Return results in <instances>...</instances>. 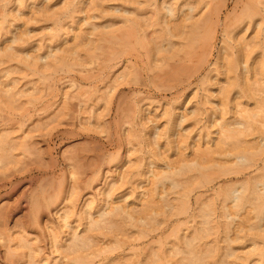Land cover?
Returning a JSON list of instances; mask_svg holds the SVG:
<instances>
[{"label":"rangeland","instance_id":"1","mask_svg":"<svg viewBox=\"0 0 264 264\" xmlns=\"http://www.w3.org/2000/svg\"><path fill=\"white\" fill-rule=\"evenodd\" d=\"M166 5L0 0V264H264V82L238 71L264 51L194 42L173 67ZM197 194L196 232L161 235Z\"/></svg>","mask_w":264,"mask_h":264},{"label":"bare ground","instance_id":"2","mask_svg":"<svg viewBox=\"0 0 264 264\" xmlns=\"http://www.w3.org/2000/svg\"><path fill=\"white\" fill-rule=\"evenodd\" d=\"M173 1L175 2V1H177V2H179L178 3V7L177 8H173V6H172V4H173ZM233 1V4H232V7H230V10H231V12L232 11H234V10H236V7L238 6V2L237 1H240V0H232ZM167 2H168V5H166V11H167V18H166V25H165V28H166V31H165V33H166V39H167V41H165V42H167V47H165V49L166 48H168V50H169V52H170V56H172V54H173V56H172V58L174 59V66L171 64V63H169L170 64V66L172 65L173 67H176V68H178L179 69V67H180V65L181 64H183L182 63V61H184L183 59L186 57L185 55H187V51H188V48H189V50H191V48L193 47L192 46V44L195 42L196 44L198 43V42H201L200 44H206L207 43V45H206V47L212 42V47H210V54L212 53V50H213V47H215L214 45H213V43H214V40H216V39H218V47H216V52H218L217 54L219 55V53H220V51H221V48H224V45L226 46L227 44L228 45H230L231 43V41L233 42V44H235V43H238L239 45L241 44V46H243V45H245V47H246V45L248 44V45H251V46H253L254 47V45H255V47H256V45H258V48H259V44H261L260 46H262L261 47V52H263L264 51V0H262V1H260V5H262V7H263V9H262V7H261V9L263 10L262 12H259L260 14V16L258 17V16H255L256 15V13H255V9L257 8V7H255V11L254 10H252L250 7H249V9H251V10H249V11H242V7H241V14L240 15H238V16H236L233 20H231L230 18H229V11H226V13H225V15H224V17L222 18V16H221V13H222V11L223 10H226L227 8H228V0H224V2H222V4L221 5H216L217 3H215V5H216V7H214V5L212 6V0H197V1H193V2H188V0H167ZM262 2V3H261ZM69 4V3H68ZM214 4V3H213ZM240 4H242V3H240ZM174 5V4H173ZM177 5V4H176ZM250 5V4H249ZM248 6V5H247ZM253 6H254V4H253ZM256 6V5H255ZM68 7H69V5H68ZM214 7V8H213ZM75 8V7H74ZM73 8V9H74ZM243 9H244V7H243ZM258 9V8H257ZM261 9H259V11L261 10ZM66 11V10H65ZM126 12V11H125ZM256 12H258V11H256ZM42 13V12H41ZM44 13V12H43ZM236 15H237V13H236ZM209 17H211L212 18V20L210 21L211 23H213V25L215 24V26H213V25H211V26H208V22H209ZM256 17V18H255ZM258 17V18H257ZM213 21V22H212ZM211 23H209V24H211ZM91 24V23H90ZM93 24V23H92ZM96 26V25H95ZM93 27H94V25H93ZM210 27V28H209ZM94 29V28H93ZM96 29V28H95ZM153 33V32H152ZM217 35H219V37H217ZM124 36V35H123ZM122 36V37H123ZM147 37V36H146ZM254 41V44L251 42V41ZM247 41H248V43H247ZM249 41H250V43H249ZM206 42V43H205ZM256 43V44H255ZM215 44V43H214ZM237 44V45H238ZM86 45H87V42H86ZM89 45V44H88ZM91 45V44H90ZM236 45V44H235ZM204 46V45H203ZM202 46V47H203ZM92 47V46H91ZM200 47H201V45H200ZM231 47H232V45H231ZM244 47V46H243ZM11 48V47H10ZM155 48H156V46H155ZM187 48V49H186ZM207 48H209V47H207ZM229 48V47H228ZM9 49V48H8ZM243 49V48H242ZM241 49V50H242ZM260 49V48H259ZM90 50V49H89ZM187 50V51H186ZM255 50V48H251V54H252V52ZM263 50V51H262ZM7 51V50H6ZM192 51V50H191ZM223 51V50H222ZM260 51H258V53L260 52ZM151 52V51H150ZM167 52V51H166ZM224 52V51H223ZM231 52V51H230ZM243 52V51H242ZM246 52V51H245ZM248 52V55H246L244 58H246V61L245 60H241L242 61V63H240V61H239V64H238V66H239V72L241 73V74H250V73H252V76H255V74L257 75H259L258 77L257 76H255V77H257L256 79L257 80H262L263 82H264V69H263V67H262V69L261 68H258L257 69V65H256V69L254 68V67H252L251 65H250V63L248 64L247 63V61H248V57H249V53ZM1 53V52H0ZM3 53V52H2ZM156 53V52H155ZM172 53V54H171ZM256 54H258L257 52H255ZM264 53V52H263ZM6 54H8V52H6ZM12 55H13V52L11 53ZM10 54V55H11ZM168 54V53H167ZM166 54V55H167ZM190 54V53H189ZM247 54V53H246ZM255 54V55H256ZM253 55V54H252ZM263 55V54H262ZM1 56V55H0ZM231 56V55H230ZM254 56V55H253ZM257 56V55H256ZM255 56V57H256ZM7 57H8V55H7ZM153 57V56H152ZM155 57H156V55H155ZM217 57V56H216ZM172 58H170L171 60H172ZM231 58V57H230ZM251 58V57H250ZM249 58V59H250ZM10 59V58H9ZM216 59L217 58H215L214 59V61L215 62H213L214 64L216 63ZM253 59H254V57H253ZM2 60V59H1ZM36 60V59H35ZM169 60V59H168ZM171 60H169L170 62H171ZM218 60V59H217ZM236 60H239V59H236ZM260 60V59H259ZM211 61V60H210ZM245 61V62H244ZM256 61H257V59H256ZM238 62V61H237ZM212 63V64H213ZM209 64L211 65V62H209ZM208 64V65H209ZM214 64H213V66H214ZM243 64V65H242ZM259 64V63H258ZM229 65V64H228ZM241 65V66H240ZM253 65V64H252ZM169 66V65H168ZM254 66V65H253ZM228 67V66H227ZM227 67H224V68H227ZM230 67V66H229ZM235 67H237L236 65H235ZM261 67V66H260ZM211 67H209V69H210ZM182 69H183V67H182ZM208 69V70H209ZM214 69V68H213ZM213 69H211V70H213ZM233 69H234V67H233ZM170 70V69H169ZM174 70V69H173ZM175 70H177V69H175ZM174 70V71H175ZM180 70H181V68H180ZM197 70V69H196ZM195 70V72L197 73V71ZM237 70V69H236ZM235 70V71H236ZM171 71V73H173L172 72V70H170ZM210 71V70H209ZM176 73L178 72V70L177 71H175ZM195 72H194V74H195ZM182 73V72H181ZM193 73V72H192ZM216 73V72H215ZM226 73V72H225ZM175 74V73H174ZM228 74V73H227ZM208 75V74H207ZM251 75V74H250ZM210 77V76H209ZM246 77V76H245ZM254 77V78H255ZM203 78V77H202ZM235 78V77H234ZM247 78V77H246ZM188 79V78H187ZM255 79V80H256ZM203 80V79H202ZM186 81H189V80H186ZM185 81V82H186ZM249 81V80H248ZM237 82V81H236ZM182 83H183V80H182ZM249 83V82H248ZM186 85H189V83L187 84V82L185 83ZM235 85V84H234ZM208 89V88H207ZM206 89V90H207ZM209 90V89H208ZM182 91V90H181ZM259 91H261L260 89H259ZM228 92V91H227ZM226 92V93H227ZM247 92V91H246ZM249 92V91H248ZM255 92V91H254ZM251 93V92H250ZM253 94V93H252ZM258 94V93H257ZM227 95V94H226ZM248 95V94H247ZM251 95V94H250ZM258 97V96H257ZM257 97H253V96H251V97H246L247 98V100H245V108L248 110L249 108H251L250 107V105L252 106H256V104L258 105V101L259 100H262V99H260L259 97V99L257 98ZM263 97V96H262ZM235 98V97H234ZM210 100V99H209ZM241 100V99H240ZM251 100V101H250ZM234 104V103H233ZM235 105H237V104H235ZM243 106V107H244ZM249 107V108H248ZM234 110V109H233ZM232 110V111H233ZM234 112V111H233ZM210 113V112H209ZM234 113H236V112H234ZM210 115V114H209ZM232 115V114H231ZM234 115V114H233ZM213 116V115H212ZM211 116V117H212ZM234 117V116H233ZM209 119L210 118H207V121H209ZM239 119V118H238ZM240 120V119H239ZM239 120H237V118L235 117V118H231V120H229L228 121V123L227 124H229V122L232 124H234L235 125V123H239L240 121ZM205 122H206V120H205ZM227 122V121H226ZM242 123H244V122H242ZM230 124V125H231ZM241 124V123H240ZM244 125H246V124H244ZM226 126V125H225ZM224 126V128H226ZM233 127V126H232ZM228 129V128H227ZM228 152V151H227ZM230 153V152H229ZM203 155V154H202ZM203 159H206V157H204L203 156ZM196 160V159H195ZM200 160H202L201 158H200ZM197 162V161H196ZM196 162H194V163H196ZM199 162V161H198ZM196 163V164H198V165H200V163ZM193 163V164H194ZM209 165V164H208ZM187 166V165H186ZM197 166V165H196ZM202 166V168L203 167H205V168H207L208 166H207V164L204 166V165H201ZM207 166V167H206ZM189 168V167H188ZM197 168V167H196ZM198 168H199V166H198ZM200 169V168H199ZM189 170V169H188ZM191 170V169H190ZM198 170V169H197ZM197 170H195V172L197 171ZM204 170V169H203ZM171 171V170H170ZM169 171V172H170ZM175 171H177V170H175ZM185 171V170H184ZM199 171H201V172H204V171H202V170H199ZM198 171V172H199ZM163 172V171H162ZM193 172V171H192ZM174 174V173H173ZM192 174H191V176L189 175V177L190 178H192ZM172 180H174V179H172ZM171 180V181H172ZM177 180V179H176ZM176 180H174V182L173 183H175V182H177ZM184 181L183 182H185V181H187V179L185 180V179H183ZM191 180V179H190ZM180 181V180H179ZM209 181V180H208ZM207 181V182H208ZM158 182V181H157ZM173 183H171V184H173ZM178 184H181L182 183V181H181V183L180 182H177ZM176 183V184H177ZM211 183H213V180H212V182ZM210 183V184H211ZM171 184H169V185H171ZM178 184L177 185H175V184H173L172 186H175L176 187V191H174V192H176V193H172V191L173 190H175L174 188H172L171 189V187H170V194L172 193V197H171V195L168 193V190H166L167 191V196H168V194H169V196L171 197V198H168L167 196V198L168 199H170V201H174V199L175 198H177L176 197V195L175 194H179V193H177V189L178 188H181L180 187V185H179V187L177 188V186H178ZM206 186H207V184H206ZM205 187V186H204ZM208 188H210V187H208ZM155 189V188H154ZM212 190V189H211ZM179 191H180V193L183 191V189H182V191L179 189ZM186 191V190H185ZM185 191H183V192H185ZM191 192V190L189 191V193ZM186 193H188V192H186ZM206 194V193H205ZM204 194V195H205ZM174 195H175V197H174ZM181 196H184L183 194H180ZM180 195H177V196H180ZM200 195H202L203 196V194H200ZM200 195H196V197H194L195 199H194V204H192L191 202H190V194H188V196L189 197H187L186 199H185V205H184V207L181 209V210H179V209H177V210H179V211H177L176 210V212L174 211V213H175V215L173 216V214L172 215H170L171 217L173 216V220L171 221V223H173V224H167L163 229H162V231H161V235H163L165 232H167L168 231V233H171L175 228H177V227H179L182 223L183 224H185V222L186 223H188V227H185V230L186 231H184V233H189V234H191V233H193V232H196V229H198V226H195L196 225V223H192V221L194 220V219H196V215H195V210H196V204L198 203V200H199V197H202V196H200ZM185 196H187V195H185ZM166 199V198H165ZM168 201V200H167ZM194 218V219H193ZM193 222H195V221H193ZM192 223V224H191ZM190 224V225H189ZM187 225V224H186ZM167 233V234H168ZM161 235H158V239L160 238V236ZM166 235V234H165ZM164 235V236H165ZM188 234H181L180 235V237H185V236H187ZM166 237H167V235H166ZM177 237V236H176ZM179 237V236H178ZM153 240V239H152ZM151 240V241H152ZM178 241H180V238H179V240ZM178 243V242H177ZM170 244V243H169ZM172 244V243H171ZM174 244V243H173ZM204 244H206L205 242H204ZM175 245V244H174ZM204 247H205V245H204ZM174 248V246H172V245H170L169 246V249H167V251L169 250V252L172 250ZM168 253V252H167Z\"/></svg>","mask_w":264,"mask_h":264}]
</instances>
